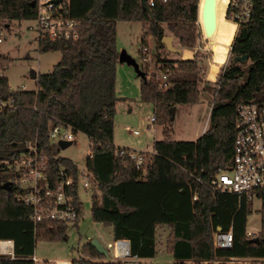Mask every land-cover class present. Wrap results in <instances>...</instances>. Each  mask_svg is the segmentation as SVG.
<instances>
[{"label":"trees","instance_id":"1","mask_svg":"<svg viewBox=\"0 0 264 264\" xmlns=\"http://www.w3.org/2000/svg\"><path fill=\"white\" fill-rule=\"evenodd\" d=\"M196 11L197 0L156 1L148 12L142 10L139 0H68V15L78 23L77 38L37 43L39 53L59 52L61 57L51 73L36 75L35 91L9 89L2 75L9 61L0 53V239L13 242V258L0 256V264H33L29 257L35 240L53 242L66 237V223L43 220L33 225L28 219L29 207L14 198V186L9 191L1 188L17 175L7 165L24 151L26 141H36L52 179L59 167L68 170L78 211L72 225L81 215L76 166L59 156L57 145L48 139L57 122L68 125L72 133L84 134L91 144V156L85 162L92 191L91 220L109 225L112 240H127L130 255L137 260L154 256L155 230L161 225L168 229L165 250L173 260L210 258L215 252L212 233L230 226L228 253L264 256V190L256 194L259 230L255 235L258 242L253 243L245 236L251 201L209 187L217 170H226L231 162L235 108L264 105V0L254 1L248 22L235 31L228 62L214 80L201 136L194 141H175L163 129L165 138L153 142L141 170L125 156L114 154L118 146L112 144L113 117L119 100L114 94L116 23L141 24L140 48L146 47V37H152L156 50H165L161 39L167 33L181 49L192 51L200 38ZM33 19L31 0H0V33L11 22ZM242 56L245 63L230 62ZM154 61L157 71L167 75L169 87L157 89L154 75L146 79V66L140 63L139 99L152 105L154 123L164 125L170 121L171 107L197 103L208 84L200 77L197 53L191 59H166L156 53ZM70 264L123 262L105 258L86 243Z\"/></svg>","mask_w":264,"mask_h":264},{"label":"rangeland","instance_id":"2","mask_svg":"<svg viewBox=\"0 0 264 264\" xmlns=\"http://www.w3.org/2000/svg\"><path fill=\"white\" fill-rule=\"evenodd\" d=\"M198 3V0H197ZM225 0H216L215 5V30L212 43L216 46L214 61L221 62L226 54L227 47L233 35V25L225 23L223 13ZM199 32V28L196 25ZM143 27L135 22H117L115 26V45L118 52L123 51L137 65L140 62L138 50L140 49V37ZM200 36V35H199ZM165 37L171 38L166 33ZM201 37V36H200ZM199 42V43H198ZM197 45L191 52L192 57L198 54V64L201 67L200 77L205 81V70L211 58L212 44L203 42L202 37L196 42ZM199 44L200 49L197 50ZM170 45L174 51L156 50V42L152 37H146L148 66L146 74L155 71V55L160 53L166 59H182L183 49L171 38ZM0 53L8 59L2 75L11 91H35V81L29 79V72L34 71L36 75L51 73L52 68L60 60L59 52L39 53L37 51L36 34L33 21L11 22L0 33ZM229 58V57H228ZM228 62V59L226 63ZM207 76V75H206ZM206 90L201 92L198 101L191 105L176 107V113L172 120L161 125L155 122L145 128L148 117L153 115L152 105L144 104L139 99L140 78L137 77L131 67L125 64H116L114 78V94L119 99L115 104L113 117L112 144L118 147H127L134 152H144L148 155L152 152V144L155 140L165 138L163 129L168 130L167 137L175 141H194L203 133L214 91L213 83H208ZM204 85V83H203ZM200 84V88L203 86ZM132 130H138L133 134ZM70 145L64 149H58V155L70 159L76 166L78 188L77 197L81 203V215L76 223L66 224V237L64 240L45 241L37 239L34 241L33 255L37 259L33 264H54L57 260L71 261L78 257L82 245L95 238L105 250H112L111 227L91 220L90 196L91 189L82 188L81 172L85 169V150L88 147L87 137L79 132L73 133ZM259 201L252 203L251 213L247 216L245 231L256 234L259 230ZM168 229L158 226L155 230V254L151 258L136 259L137 264H172V256L165 250V237ZM132 260L131 258H129ZM128 259H126L127 261ZM134 260V259H133Z\"/></svg>","mask_w":264,"mask_h":264},{"label":"built area","instance_id":"3","mask_svg":"<svg viewBox=\"0 0 264 264\" xmlns=\"http://www.w3.org/2000/svg\"><path fill=\"white\" fill-rule=\"evenodd\" d=\"M31 0L34 9V32L36 44L39 41L68 42L77 38L78 23L68 14V0ZM156 1L146 0L147 8L153 7ZM255 0H225L224 19L238 26L248 22ZM235 30V31H236ZM201 39V37H200ZM203 40V39H202ZM199 43V42H198ZM199 44L197 50H199ZM140 62L146 67L148 64L147 48H140ZM146 74V79L154 75L157 89L165 90L169 87L168 77L157 71ZM151 115L145 122V128L154 123ZM233 144L231 162L226 170L218 169L210 179L209 187L212 191L235 193L253 203L256 194L264 190V105L240 104L235 108L233 117ZM138 134V130H132ZM50 142L70 141L73 133L68 125L57 122L48 132ZM85 158L91 156V144L88 142ZM114 154L125 156L133 161L134 168L141 170L149 158L144 152H134L123 147H117ZM7 167L17 175L10 181L14 186V198L29 207L28 219L35 225L43 220H54L73 223L78 217L77 208L72 197V178L68 170L59 167L52 179L46 169V158L38 149L36 141H26L24 151L16 159L8 163ZM82 188H89V180L85 169L81 172ZM78 188V187H77ZM77 195V189H76ZM79 201V200H78ZM257 234V233H256ZM245 231L247 238L255 237ZM231 226L225 230H215L212 233L214 254L210 258H185L173 260L172 264H264V256L235 255L228 253L231 248ZM125 249V250H124ZM111 261H122L123 264H137L135 256L129 252V242L124 239L112 240V250L108 253ZM0 256L13 258V242L0 239ZM129 258H133L130 260ZM126 259H128L126 261ZM34 263V255L29 257ZM70 264L69 261L57 260L54 264Z\"/></svg>","mask_w":264,"mask_h":264},{"label":"water","instance_id":"4","mask_svg":"<svg viewBox=\"0 0 264 264\" xmlns=\"http://www.w3.org/2000/svg\"><path fill=\"white\" fill-rule=\"evenodd\" d=\"M59 1L60 0H55L54 3H57ZM139 5L142 8V10L148 12V8L146 6V0H139ZM215 5H216V0H198V3H197L196 25L199 28L200 36L205 42H209L208 40H210L214 34ZM170 40L171 38H168V37H163L161 39V43L164 45L166 51H173L170 45ZM117 62L131 67L137 77L139 78L143 77V73H141V71L139 70L137 63L133 59H131L127 54H125V52L123 51L118 52ZM230 62L243 64L246 62V57L245 56L233 57L231 58ZM35 78H36L35 72L30 71L29 79L35 80ZM173 114H174V107H171L169 109L170 120H172ZM70 143H71L70 141L59 140L57 141L56 145L58 149H64L65 147L70 145ZM1 188L3 190L9 191L11 189V183L9 181L2 183ZM217 230H220V229L217 228ZM248 242L257 243L258 239L257 237H252V238H249ZM88 245L93 247L99 254H101L105 258L108 257V254L105 248L95 238L90 239L88 242Z\"/></svg>","mask_w":264,"mask_h":264},{"label":"crops","instance_id":"5","mask_svg":"<svg viewBox=\"0 0 264 264\" xmlns=\"http://www.w3.org/2000/svg\"><path fill=\"white\" fill-rule=\"evenodd\" d=\"M223 16H224V14H223ZM223 20H224L225 23H229V22H227L224 19V17H223ZM229 24H231V23H229ZM231 25H233V24H231ZM235 30H236V28L233 25V35H232V38H233V36L235 34ZM199 35H200V33H199ZM232 38L230 40V43L232 41ZM208 41L212 44L211 45L212 46V49H211V58H210L209 63L207 64V68H206L204 74H205V81L208 82V83H213V81L215 80V78H216V76L218 74L219 69L226 64V61H227V59L229 57V46H230V43H229V45L227 47V51H226V54H225V56L223 58V61L216 62V61H214V57H213L214 56V51H213V43H212V40H208ZM203 42H205V41H203ZM173 51H174V49H173ZM191 58H192L191 52L186 51V50H183V58L182 59H191ZM117 64H120V63L117 62ZM176 107L177 106H174V114L176 113ZM125 148H127V147H125Z\"/></svg>","mask_w":264,"mask_h":264},{"label":"bare ground","instance_id":"6","mask_svg":"<svg viewBox=\"0 0 264 264\" xmlns=\"http://www.w3.org/2000/svg\"><path fill=\"white\" fill-rule=\"evenodd\" d=\"M216 44L213 43V49L215 48ZM125 250V249H124Z\"/></svg>","mask_w":264,"mask_h":264}]
</instances>
